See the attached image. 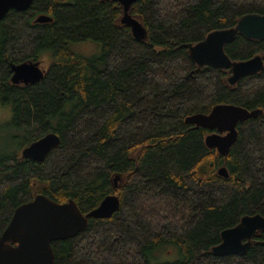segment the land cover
<instances>
[{"label":"trees","instance_id":"obj_1","mask_svg":"<svg viewBox=\"0 0 264 264\" xmlns=\"http://www.w3.org/2000/svg\"><path fill=\"white\" fill-rule=\"evenodd\" d=\"M122 12L106 0H33L0 20V102L24 134L21 151L48 133L59 137L41 163L21 152L0 159V236L36 195L73 201L83 215L114 195L110 218H90L76 237L52 243L55 264H157L168 245L180 259L165 264H264V232L244 255L211 253L242 217H264V65L230 86L228 71L198 69L185 48L264 15V0H138L129 14L144 27L143 42L120 23ZM39 16L51 22L35 23ZM88 41L98 55L71 48ZM43 52L52 56L44 77L12 84V66ZM225 53L264 62V41L237 35ZM220 104L262 111L237 126L225 156L206 147L208 130L185 123Z\"/></svg>","mask_w":264,"mask_h":264},{"label":"water","instance_id":"obj_2","mask_svg":"<svg viewBox=\"0 0 264 264\" xmlns=\"http://www.w3.org/2000/svg\"><path fill=\"white\" fill-rule=\"evenodd\" d=\"M33 0H0V20L10 10L26 11ZM118 3L122 8L120 23L129 28L137 42L146 40L144 27L130 16L131 6L138 0H106ZM51 22V18L39 16L35 23ZM237 35L247 40L264 41V15L248 14L241 17L235 27L210 32L200 42L185 45L188 56L198 68L211 67L229 72L227 83L234 86L244 77L256 75L263 70L259 55L244 61H232L225 53L226 45ZM39 62L12 66L11 83L31 85L44 77ZM262 113L249 111L235 105H216L208 114L187 117L185 123L210 132L205 145L215 149L221 156L228 154L237 141V126ZM59 145V137L48 133L21 151L22 159L41 163L48 153ZM218 175L227 178V170L220 168ZM118 177L114 179L115 187ZM119 208V200L111 195L90 213L83 215L73 201L57 203L44 195H36L31 201L18 206L0 236V264H55L52 243L76 237L84 231L90 218H110ZM264 232V217L244 216L239 223L221 232V242L211 249L214 256L244 255L254 243L253 238Z\"/></svg>","mask_w":264,"mask_h":264},{"label":"rangeland","instance_id":"obj_3","mask_svg":"<svg viewBox=\"0 0 264 264\" xmlns=\"http://www.w3.org/2000/svg\"><path fill=\"white\" fill-rule=\"evenodd\" d=\"M71 48L74 52L86 57H94L99 54V45L92 41L76 44ZM51 61V53L43 52L39 61L40 68L46 70ZM23 145H25L23 132L12 125L11 107L0 102V159L21 152ZM161 251V253L160 251L156 253V256H160L154 258V263H173L180 259L178 248L173 245H168L167 248L161 249Z\"/></svg>","mask_w":264,"mask_h":264}]
</instances>
